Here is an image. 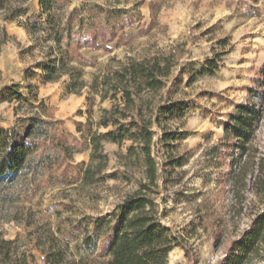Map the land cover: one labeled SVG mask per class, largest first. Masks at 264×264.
<instances>
[{
  "label": "rangeland",
  "instance_id": "1",
  "mask_svg": "<svg viewBox=\"0 0 264 264\" xmlns=\"http://www.w3.org/2000/svg\"><path fill=\"white\" fill-rule=\"evenodd\" d=\"M55 1L51 13L56 21L70 22L74 30L105 22L115 31L110 51L79 50L86 61L75 64L84 72L87 86L95 76L128 59L172 56L176 65L170 80L181 66L199 70L205 59L217 61L213 75L197 77L188 86L184 76V83L168 85L159 93L178 101L185 111L162 122L163 130L173 134L171 147L158 142L162 129L153 127L157 147L152 151L159 168L168 154L182 163L162 175L154 196L157 209L165 215L163 223L186 240L188 255L174 249L168 264H208L210 258L216 264L255 213L248 202H234L229 172L243 154L221 140L236 105L253 103L263 112L255 143L264 150V0ZM38 2H26L28 16L39 13ZM45 37L42 31L32 33L25 17L5 22L0 12V89L19 84L26 93L24 86L30 85L45 104L46 111L38 114L47 122L38 129V151L23 169L0 181V233L9 241L12 264L23 258L29 264H102L108 257L100 254L102 241L92 232L91 223L109 216L137 188L136 181L144 178L133 159L125 158L129 141L103 142L107 166L95 183H84L91 149L85 146L77 151L83 140L76 129L81 125L85 135L95 131L101 110L110 109L112 102L101 103L96 96L87 115L88 88L79 95L68 93L67 76L45 82L36 69L52 43H45ZM17 106L0 103V128L13 127L19 117L31 113ZM88 119L90 126H85ZM249 194L247 190L245 197ZM85 236L91 237L90 247L82 242ZM2 258L0 248V264H6Z\"/></svg>",
  "mask_w": 264,
  "mask_h": 264
},
{
  "label": "trees",
  "instance_id": "2",
  "mask_svg": "<svg viewBox=\"0 0 264 264\" xmlns=\"http://www.w3.org/2000/svg\"><path fill=\"white\" fill-rule=\"evenodd\" d=\"M27 1L0 0V12L5 22L25 17L32 33L42 31L46 35L43 41L52 42L47 46L45 60L36 64V69L43 73V80L49 83L67 76L66 91L76 95L88 88L85 97L87 115L92 112L96 96L101 103L112 102L110 109L101 110L95 131H88V135H85L79 128L81 125L76 129L81 135L80 140H83L82 147L77 151H82L85 146L91 149L82 180L85 184L95 183L98 174L107 166L108 155L104 151L103 142L122 145L128 141L125 158L133 159L144 178L143 181H136L137 188L118 203L109 216L94 219L91 223L92 232L102 241L100 254L106 253L108 257L102 264H168L169 253L178 248L188 255L186 240L163 223L165 215L159 212L154 199L160 180H164L162 175L182 163L168 154L159 168L152 153L157 147L153 127L162 129L158 142L162 146L171 147L173 134L163 130L162 122L182 116L185 108L178 101L172 102L165 96H159V93L168 85L177 87L184 83V76H187L185 84L188 86L197 77L213 75L218 69L217 61L205 59L199 70H194L191 65L181 66L170 80L176 65L172 56L162 54L141 60L128 59L106 74L95 76L88 87L83 81L84 72L75 64L79 59L86 61L79 50L110 51L109 44L115 34L112 26L98 22L89 29L74 30L70 22L60 23V20H55L51 13L55 0H39L40 11L31 17L25 6ZM24 88L26 93L20 91L22 88L19 84L0 89V103H15L18 104L17 108L25 107L31 112L19 117L13 127L0 128V181L23 169L30 156L38 151V129L47 123L38 114L39 111H46L45 104L38 99L30 85ZM234 113L229 124L224 126L221 140L226 145L232 144L234 149L243 154V160L238 166H231L230 190L234 193V202L238 205L248 202L255 213L239 238L230 243L227 255L216 264H255L256 261L264 260V150L261 152L255 143L256 127L263 120V112L256 104L245 103L236 105ZM85 126H90L89 119ZM98 129L104 131L99 132ZM64 149L68 153L72 152L68 146ZM247 190L250 194L246 198ZM82 242L86 247L93 243L89 236H85ZM8 245L9 241H5L0 233L2 260L12 264ZM19 264L29 263L23 258Z\"/></svg>",
  "mask_w": 264,
  "mask_h": 264
},
{
  "label": "built area",
  "instance_id": "3",
  "mask_svg": "<svg viewBox=\"0 0 264 264\" xmlns=\"http://www.w3.org/2000/svg\"><path fill=\"white\" fill-rule=\"evenodd\" d=\"M208 264H215V259L214 258H210ZM263 264H264V261H263Z\"/></svg>",
  "mask_w": 264,
  "mask_h": 264
}]
</instances>
